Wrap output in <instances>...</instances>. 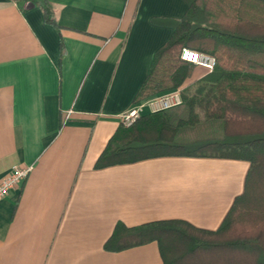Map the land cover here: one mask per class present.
Wrapping results in <instances>:
<instances>
[{"label": "crops", "instance_id": "1", "mask_svg": "<svg viewBox=\"0 0 264 264\" xmlns=\"http://www.w3.org/2000/svg\"><path fill=\"white\" fill-rule=\"evenodd\" d=\"M49 2L58 26L32 2L0 0V181L13 166H34L0 201V264H164L157 242L122 252L105 243L119 223L218 231L250 162L168 156L95 166L174 33L153 20H180L188 3ZM206 75L195 67L187 84ZM182 112L172 111L175 124Z\"/></svg>", "mask_w": 264, "mask_h": 264}, {"label": "trees", "instance_id": "2", "mask_svg": "<svg viewBox=\"0 0 264 264\" xmlns=\"http://www.w3.org/2000/svg\"><path fill=\"white\" fill-rule=\"evenodd\" d=\"M46 22L58 26L49 0ZM180 20H153L174 28L155 54L138 103L182 89L188 120L173 122L172 111L141 116L121 126L96 163L97 169L142 160L187 156L250 162L245 191L215 232L180 221L128 228L119 223L105 243L122 252L157 242L164 264H264V0H186ZM183 48L210 54L217 66L201 81L187 84L195 66L181 60ZM204 116L222 122L224 134L177 140L182 126Z\"/></svg>", "mask_w": 264, "mask_h": 264}, {"label": "built area", "instance_id": "3", "mask_svg": "<svg viewBox=\"0 0 264 264\" xmlns=\"http://www.w3.org/2000/svg\"><path fill=\"white\" fill-rule=\"evenodd\" d=\"M180 58L182 61L194 65L195 67L204 68L207 73H212L217 66V60L214 56L189 48L182 49ZM183 105L184 97L182 89H177L170 93L135 104L123 114L121 117V125L125 128H129L146 112L150 114L164 113L180 108ZM33 170V165L13 166L0 181V201L5 199L11 191L21 188Z\"/></svg>", "mask_w": 264, "mask_h": 264}, {"label": "rangeland", "instance_id": "4", "mask_svg": "<svg viewBox=\"0 0 264 264\" xmlns=\"http://www.w3.org/2000/svg\"><path fill=\"white\" fill-rule=\"evenodd\" d=\"M175 111V110H173ZM181 114L183 121L188 120L187 109L183 108ZM220 123L215 121H210L204 116H201L198 121L194 124L184 125L181 127L180 130V139L181 140H191L195 138H203V137H210V136H218L220 130Z\"/></svg>", "mask_w": 264, "mask_h": 264}]
</instances>
